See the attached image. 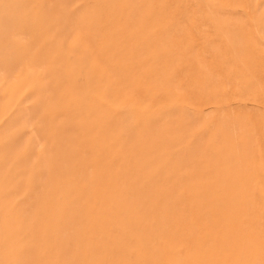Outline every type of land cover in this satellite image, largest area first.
<instances>
[{"label":"rangeland","instance_id":"1","mask_svg":"<svg viewBox=\"0 0 264 264\" xmlns=\"http://www.w3.org/2000/svg\"><path fill=\"white\" fill-rule=\"evenodd\" d=\"M263 61L264 0H0V264H264L201 104Z\"/></svg>","mask_w":264,"mask_h":264},{"label":"bare ground","instance_id":"2","mask_svg":"<svg viewBox=\"0 0 264 264\" xmlns=\"http://www.w3.org/2000/svg\"><path fill=\"white\" fill-rule=\"evenodd\" d=\"M208 73L211 74L207 71ZM238 73L233 83L228 80L217 88L209 89L211 91L207 92L208 94L205 92L206 97L201 103L205 107L203 111L208 115L219 116L216 122H213L210 116L205 118V131L207 136L212 133L217 135L219 149L224 152L223 160L231 164V171L227 176L231 185L223 188V198H220L224 201L220 214V240L224 244L232 243L234 253L264 256V61L243 62ZM204 141L207 148H211V141ZM235 193L239 194V199L235 207L228 210L226 195ZM206 211L208 213V210ZM228 217L240 221L237 226L235 224V228L228 227V231L231 229L230 233L226 229L228 224L225 225Z\"/></svg>","mask_w":264,"mask_h":264}]
</instances>
